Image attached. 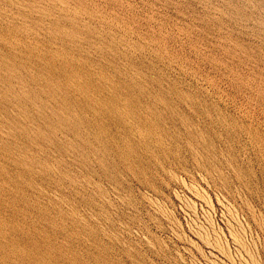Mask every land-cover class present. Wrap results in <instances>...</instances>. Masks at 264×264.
<instances>
[{
    "label": "rangeland",
    "instance_id": "1",
    "mask_svg": "<svg viewBox=\"0 0 264 264\" xmlns=\"http://www.w3.org/2000/svg\"><path fill=\"white\" fill-rule=\"evenodd\" d=\"M0 264H264V0H0Z\"/></svg>",
    "mask_w": 264,
    "mask_h": 264
},
{
    "label": "bare ground",
    "instance_id": "2",
    "mask_svg": "<svg viewBox=\"0 0 264 264\" xmlns=\"http://www.w3.org/2000/svg\"><path fill=\"white\" fill-rule=\"evenodd\" d=\"M71 81V80H70ZM109 116V115H108ZM135 129V128H134ZM126 134V133H125ZM122 147V146H121Z\"/></svg>",
    "mask_w": 264,
    "mask_h": 264
}]
</instances>
